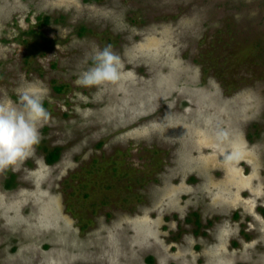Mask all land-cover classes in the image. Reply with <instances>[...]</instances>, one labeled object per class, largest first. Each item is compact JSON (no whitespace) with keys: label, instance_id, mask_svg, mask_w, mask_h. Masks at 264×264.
<instances>
[{"label":"rangeland","instance_id":"374dc122","mask_svg":"<svg viewBox=\"0 0 264 264\" xmlns=\"http://www.w3.org/2000/svg\"><path fill=\"white\" fill-rule=\"evenodd\" d=\"M109 44L120 81L77 85ZM43 88L0 264H264V0H0V104Z\"/></svg>","mask_w":264,"mask_h":264},{"label":"clouds","instance_id":"9594fccd","mask_svg":"<svg viewBox=\"0 0 264 264\" xmlns=\"http://www.w3.org/2000/svg\"><path fill=\"white\" fill-rule=\"evenodd\" d=\"M91 64L84 69L75 83L83 87L117 84L124 67L112 46L97 48L90 57ZM50 90H22L18 100L0 104V173L11 171L29 158L44 139L41 128L50 120L51 113L45 100L51 102ZM221 140L228 137L225 129L217 133Z\"/></svg>","mask_w":264,"mask_h":264},{"label":"trees","instance_id":"16d2710c","mask_svg":"<svg viewBox=\"0 0 264 264\" xmlns=\"http://www.w3.org/2000/svg\"><path fill=\"white\" fill-rule=\"evenodd\" d=\"M60 148L55 147L50 152L46 154V161L48 163H54L59 158ZM14 183V176H11L10 179L6 182L7 187H11Z\"/></svg>","mask_w":264,"mask_h":264}]
</instances>
